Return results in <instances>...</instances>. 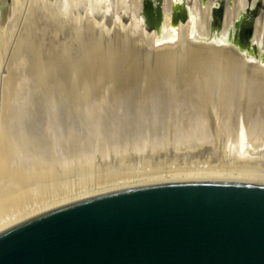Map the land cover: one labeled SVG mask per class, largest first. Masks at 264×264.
Segmentation results:
<instances>
[{
	"label": "bare ground",
	"instance_id": "1",
	"mask_svg": "<svg viewBox=\"0 0 264 264\" xmlns=\"http://www.w3.org/2000/svg\"><path fill=\"white\" fill-rule=\"evenodd\" d=\"M87 1L93 13L102 11L106 15L114 11L113 17L111 18L113 20H118L120 24H124V17L128 15L130 20H128L127 27H130L129 29H132V32L139 33L143 38H146L148 44L158 47L166 46L170 49L176 48V46L179 45L182 49H188V55L187 53L185 54L186 58L184 60V65L186 67L184 66V68L186 73L185 84L187 87L190 85V88L188 91H185L187 90L185 89L180 95H176L175 93L176 99L174 97V100L176 101L173 103L174 105L171 104V107L173 106L172 108L174 109L178 107V103L181 102L180 99L184 98L191 103L186 102V104L189 103L191 105L190 109H192L194 113L192 110L190 111H192L194 118L191 117V119L189 117L190 119H188L186 117L183 118L185 120L182 122L180 120L181 123L178 125L184 128L185 135L184 137L181 136L184 139L182 141L181 138V144L179 140L177 147L174 146V141L172 142V147H174L173 149L176 148V151L171 149V155L167 151L169 150L168 147L167 149L163 147V149L162 146L161 148L160 146H150L151 151L148 154L147 161L144 163L145 169L141 171L135 170L134 166L123 163L117 166L113 172H104L97 179L82 181L73 189L65 187L67 186L65 184L61 186L58 185V179L53 172L54 168H52V166L47 168L39 165V168L35 167L28 170L14 168L8 158V152L11 151H8V145L10 143H7L8 141L6 142L7 139H4V137L1 138L0 231L70 203L134 187L183 182H230L264 185V5L259 15H257L258 18H256V27L250 44V53H241L237 49L239 46L234 38L233 29L235 25L240 23L247 8L250 5L252 8L254 7L256 0H252L251 4L248 3L247 0H230L227 2L224 10L223 25L218 31L216 28L212 30V23L214 9L219 7L220 0H163L160 6L162 10L160 17H158L157 14V7H159L158 0ZM183 6L184 8H182ZM181 9H186V21L181 19L182 13L178 16L180 18L176 17V12ZM146 22H153L154 28L148 30L145 27ZM21 37H24V39L20 38V40H18L19 43L17 44H19V48L16 53L14 51L15 54L13 53L15 62L19 60L20 55H22L21 53H23L22 49L25 48L27 43L28 45H33L32 42L29 43L30 40L28 38L30 36L25 38L26 34L25 36L22 34ZM2 41L3 39L0 40V54L4 49L3 46L5 47ZM37 44L39 45V43ZM37 44L35 46H37ZM43 45L42 43V46ZM94 47L85 51L83 50L82 56L78 59L77 63L75 62V64L72 65V68L71 66L67 69L63 67L64 71L62 70V72L60 71L62 68H59L58 72H61L64 76L60 74L62 77L58 76L56 79L55 77H52L54 79L50 77L53 76L57 70L53 75L48 72L50 67L52 70H55L63 64H60L61 57L51 50L50 52L46 51L43 59V57L39 55L40 52L43 55V50L36 51L31 48L30 52L32 53H30V55L32 54V57L30 63L32 71L36 75V79L40 81L39 84L42 83L43 86L44 84L49 85V83L56 85L61 93L63 92L65 95H68L66 99L68 97L73 98L77 104H85L87 103L86 101L100 93L101 85L99 81H106V84L107 81L108 83L113 82L120 89L121 87L118 85H122L123 88H125V86H133L140 80H144L143 82L148 83V86L145 83L146 87L151 91L150 89L159 85V82L163 78L168 77L173 80L175 79L172 77V66L173 63H176L174 60L177 55L170 49L160 52L152 67L148 66L147 69H145L147 66L145 65L143 69L138 64L137 57L134 55L132 57L127 55L124 49L110 47L107 50H102L100 47ZM49 49H51V47ZM27 51L29 50L27 49ZM129 54L131 55V53ZM45 57H47V59ZM63 61L62 59V62ZM63 66H65V64ZM248 70L250 72L252 71V74L245 80L244 75L248 73L246 72ZM52 72L54 71H51V73ZM218 73L223 75L222 77L219 74L224 80V83L223 80H219V76V79L215 77ZM47 74L48 76L51 75L49 79H46ZM215 80L222 81L221 84L223 83L225 88L224 91L218 89L219 92L221 91L220 95L219 93L217 94L218 96L216 93L213 95L210 90V93L209 91L206 92L205 90H201L200 86L204 88V85H209L212 83L211 81L214 82ZM182 84H184V82ZM43 86H41V89ZM53 86H51V88H53ZM221 86L222 85H220V87ZM140 93L138 94L139 97L135 98L134 101L138 106H141L140 104L146 103V101L149 100L147 99L149 94L145 96L148 92L145 91V94ZM113 95L115 96V94ZM169 97L171 99V95ZM174 100L172 99L171 101ZM169 106L170 105H168V107ZM171 107H169V109H172ZM6 109L8 108H5V110ZM9 110L6 111L8 112ZM7 112L5 113L7 114ZM179 115L180 114H178V116ZM206 118H208V120H206ZM229 122L231 125L227 126L232 127L230 131L231 134L224 140V136H221V132ZM178 125L175 126V128L178 127ZM150 126L153 127L152 124ZM197 129H200L199 132L201 133H197ZM193 130L196 132L195 134H201L197 140L194 137L191 139V135L194 134ZM164 131L166 133V129ZM169 131H171V129ZM220 136L222 138H219ZM103 138H105V136ZM219 139H221V141H219ZM177 140L175 141L176 144ZM185 141L186 143H184ZM143 145L145 144L143 143ZM146 148L147 150L149 149L147 146ZM178 148H180V151H178ZM185 150L186 154L182 155ZM181 151H183V153H180ZM172 155L174 158H172ZM178 156L182 160H180ZM168 157L171 158L169 159ZM97 174H100V172L96 169V175ZM63 176L66 178L67 175ZM6 183L18 185L25 189L36 186V193L33 194V192L27 190L22 193L14 194Z\"/></svg>",
	"mask_w": 264,
	"mask_h": 264
},
{
	"label": "rangeland",
	"instance_id": "2",
	"mask_svg": "<svg viewBox=\"0 0 264 264\" xmlns=\"http://www.w3.org/2000/svg\"><path fill=\"white\" fill-rule=\"evenodd\" d=\"M255 8L261 10L262 5L258 3ZM253 9L254 8H251V10ZM113 13L114 11L106 15L102 11L93 13L87 0H0V40L3 39L2 42L5 44L0 54V139L4 137V139H7L6 142L8 141L7 143H10L8 145V151H11L8 152V158L14 168L28 170L35 167L39 168V165L47 168L52 166V168H54L53 172L58 179V185L61 186L65 184L67 185L65 187L73 189L82 181L97 179L104 172H113L117 166L123 163L134 166L135 170L141 171L145 169L144 163L147 161L148 154L151 151L150 146H160V148L162 146V148L164 147L166 149L168 147L171 152L169 150L167 151L171 155L172 150L176 151V148L173 149L174 147H172L173 143H175L174 146L177 147L179 140L181 144V138L183 141L185 135L184 128L178 124L185 120L183 118L187 117L190 119L193 117L194 111L190 109L191 103L184 98V100L180 99L181 102L185 101L183 102L184 104L179 101L181 104L178 103V105L176 102L178 107L174 106L175 109L172 108L173 106L171 107V104L174 105L173 103L176 101L174 100V97L176 99L175 93L176 95H180L185 89H187L185 91H188L190 88V85L187 87L185 84L186 73L184 68L185 54L187 53L188 55V49L183 48V50L179 45H177L176 48L170 49L166 46L158 47L148 44L146 38H143L139 33L132 32V29L130 30V27H127L128 20H130L129 16L127 19H124V24H120L118 20H113L111 18L113 17ZM180 13H182V9L177 11V16L176 14L175 16L180 18L178 17ZM247 14L249 15V12ZM22 34L24 36L26 34L25 38L30 36L28 38L30 40L29 43L32 42L33 45H28L27 43L25 45L26 49H22V55H20L19 60L15 62L13 53L14 51L16 53L19 48V44H17L19 43L18 40H20V38L24 39V37H21ZM36 42L39 43V45ZM36 44L37 46H35ZM46 46L49 48L51 47V49ZM94 46L100 47L102 50H107L110 47L124 49L127 55L131 57L134 55L137 57L138 64L143 69L145 65H147L145 69H147L148 66L152 67L159 53L163 50L170 49L177 55V61L176 59L174 60L177 64L173 63L172 66V77L175 79L173 80L172 78L165 77L159 82V85L150 89L151 91L146 87L148 83L143 82L144 80H140L133 86H125V88H123L122 85H118L122 89H119L113 82H109L110 85L108 81L107 84L106 81H99L101 85L100 93L93 96L92 99H89L90 101H86L87 103L84 102L85 104H77L75 99L73 100V98L70 97L66 99L68 95H65L63 92L61 93L59 88L54 84L53 86L52 83H49V85L44 84V86L42 83L39 84L40 81L36 79V75L31 68V48L36 51L43 50V55L41 52L39 54L43 59L46 51L50 52L51 50L61 57L60 64H63H61L60 67L55 70H52L50 67L48 73L53 75L56 70L57 72L59 71V68H62L60 69L61 72L62 70L64 71V68L67 69L70 68V66L72 68V65H74L75 62L77 63L78 59L82 56L83 50L92 49ZM27 49L29 51H27ZM129 53H131V55ZM45 58L47 59V57ZM62 59L65 62H62ZM64 64L65 66H63ZM51 71L54 72L51 73ZM61 72L57 73L59 75L55 73L53 76H48L47 74L46 79H49L50 76V78L55 77V79L58 78V76L62 77L60 75L62 74ZM246 72L248 73L244 75L245 80L252 74V71L250 72L248 70ZM219 74L220 73L215 77L218 78ZM221 74L220 76L223 77ZM220 76V79H218L223 80ZM218 81H211V84L204 85V88L200 86V88L206 92L210 90L213 95L215 93L216 95L218 93L220 95V92L225 89L223 86L224 80L222 84V81ZM181 82H184L185 85ZM40 85L43 86V90ZM50 85L53 86V88H51ZM220 85L222 86L220 87ZM218 89L221 91L219 92ZM145 91L148 93L145 94ZM139 93L145 94V96L149 94V96H147L149 100L146 99V103L140 104L141 106H138V104L136 105L134 102L135 98L139 97ZM113 94H115V96ZM170 95L171 99L169 97ZM172 99L174 101H171ZM186 102L190 104H186ZM168 105H170L169 107L172 109H169ZM5 108H8L6 110L10 109V113L9 111L7 112ZM190 110H192L193 113ZM5 112H7V114ZM178 114L180 115L178 116ZM206 120H208V118H206ZM150 123L153 127L150 126ZM177 125L178 127L175 128ZM227 125H231L230 122L226 124V127L223 129L225 133L223 131L221 132V136L225 137H223L224 140L231 134L230 131L232 130V127ZM164 128L166 129V133ZM170 129L171 131H169ZM194 130V134L197 131V133H201L199 132L200 129H197L196 132H194ZM194 134L191 135V139L194 137L197 140L201 135ZM104 136L105 138H103ZM221 136L219 138H222ZM158 140L162 141L159 142ZM176 140L177 144L175 142ZM219 141H221V139H219ZM143 143L145 145H143ZM184 143H186V141ZM146 146L149 147L148 150ZM178 149V151H180V148ZM180 153H183V151ZM185 154L186 150L182 155ZM173 155L172 158H174ZM168 158L170 159L171 157ZM96 169L100 174L96 175ZM63 175H67L66 178ZM6 185L14 194L22 193L27 190L34 194L37 189L36 186L25 189L9 183H6Z\"/></svg>",
	"mask_w": 264,
	"mask_h": 264
},
{
	"label": "water",
	"instance_id": "3",
	"mask_svg": "<svg viewBox=\"0 0 264 264\" xmlns=\"http://www.w3.org/2000/svg\"><path fill=\"white\" fill-rule=\"evenodd\" d=\"M258 3L233 29L241 53ZM225 5L213 12L217 31ZM0 264H264V185L165 183L70 203L1 230Z\"/></svg>",
	"mask_w": 264,
	"mask_h": 264
},
{
	"label": "flooded vegetation",
	"instance_id": "4",
	"mask_svg": "<svg viewBox=\"0 0 264 264\" xmlns=\"http://www.w3.org/2000/svg\"><path fill=\"white\" fill-rule=\"evenodd\" d=\"M220 1H221V0H220ZM229 1H230V0H226V3L229 2ZM251 2H252V0H251L250 2L248 1V3H251ZM225 6H226V5H225ZM183 8H184V6H183ZM185 10H186V9H185ZM185 10L182 9V11H183L182 14H181L182 16H183V14L185 15ZM263 14H264V13H263ZM223 17H224V15H223ZM256 18H258V17L256 16L255 19H256ZM213 19H214V17H213ZM247 21H249V20H247ZM212 24H213V25H212V30H213V29L216 28V27H214V21H213ZM222 25H223V20H222Z\"/></svg>",
	"mask_w": 264,
	"mask_h": 264
}]
</instances>
